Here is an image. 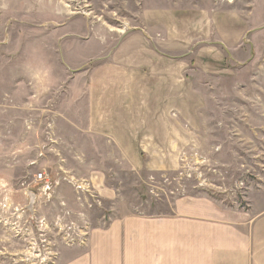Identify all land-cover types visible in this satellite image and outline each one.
Returning <instances> with one entry per match:
<instances>
[{
	"label": "rangeland",
	"instance_id": "rangeland-1",
	"mask_svg": "<svg viewBox=\"0 0 264 264\" xmlns=\"http://www.w3.org/2000/svg\"><path fill=\"white\" fill-rule=\"evenodd\" d=\"M262 191L264 0H0V257L47 264L122 203L170 214L199 192L246 212Z\"/></svg>",
	"mask_w": 264,
	"mask_h": 264
},
{
	"label": "crops",
	"instance_id": "crops-1",
	"mask_svg": "<svg viewBox=\"0 0 264 264\" xmlns=\"http://www.w3.org/2000/svg\"><path fill=\"white\" fill-rule=\"evenodd\" d=\"M127 81L128 89L131 84L142 87L144 83ZM15 84L13 91L19 92L21 87L18 82ZM113 93L106 87L105 94L99 95L97 89L94 94L98 102L108 103L107 97L110 94L113 97ZM130 95V91L126 93V97ZM127 130L130 128L110 135L139 133L136 130L134 134L126 133ZM167 132L166 135L176 134L172 129ZM145 134L155 135L154 131ZM120 147L121 164L130 167L134 160L130 159L126 143ZM97 179L98 176L89 181L94 200L101 199V195L97 196L102 192ZM79 181L85 183V179ZM103 193L113 200L112 193ZM87 195H90L88 191L77 195L84 207ZM58 197L62 206L74 209L69 195L58 193ZM172 205L170 214L148 215L124 208L122 203L116 212L109 214V221L104 219L100 224L86 226L79 230L78 240L64 242L57 258L47 264H264V191L251 198L246 212L225 208L210 195L199 192L173 197ZM78 211L83 214L82 210ZM12 260L13 257H0V264H14Z\"/></svg>",
	"mask_w": 264,
	"mask_h": 264
},
{
	"label": "built area",
	"instance_id": "built-area-1",
	"mask_svg": "<svg viewBox=\"0 0 264 264\" xmlns=\"http://www.w3.org/2000/svg\"><path fill=\"white\" fill-rule=\"evenodd\" d=\"M37 181L42 184V187L45 189H49L52 187L53 185V180L51 179V177L49 175H47L45 172H40L37 175Z\"/></svg>",
	"mask_w": 264,
	"mask_h": 264
},
{
	"label": "water",
	"instance_id": "water-1",
	"mask_svg": "<svg viewBox=\"0 0 264 264\" xmlns=\"http://www.w3.org/2000/svg\"><path fill=\"white\" fill-rule=\"evenodd\" d=\"M30 204H29V208L32 209L33 205L35 203V199H36V194L35 193H30Z\"/></svg>",
	"mask_w": 264,
	"mask_h": 264
}]
</instances>
